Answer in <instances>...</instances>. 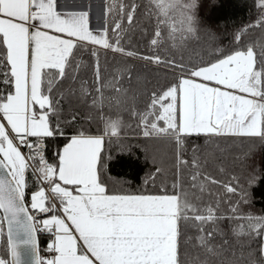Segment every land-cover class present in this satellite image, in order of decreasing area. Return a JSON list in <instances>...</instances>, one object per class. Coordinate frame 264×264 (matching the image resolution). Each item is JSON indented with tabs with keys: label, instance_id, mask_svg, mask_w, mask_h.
I'll return each instance as SVG.
<instances>
[{
	"label": "snow or ice",
	"instance_id": "obj_1",
	"mask_svg": "<svg viewBox=\"0 0 264 264\" xmlns=\"http://www.w3.org/2000/svg\"><path fill=\"white\" fill-rule=\"evenodd\" d=\"M200 7V0H106L94 30L88 10H67L60 0H0V221L8 222L11 254L0 264H31L22 257L36 250L38 224L52 234V255L36 264H264V215L240 210L257 173L223 183L209 169L218 138L264 143V39L243 40L247 29H264V0L260 18L234 35L235 47L217 48L207 61L189 52ZM141 15L153 25L151 56L124 47L146 32ZM88 45L149 61L173 81L147 92L127 64L104 76ZM84 49L95 58L91 82L79 75ZM138 93L147 94L143 107ZM105 105L127 111L138 135L173 147L170 162L152 157L134 191L117 190L127 182L109 175L107 149L126 125ZM81 119L98 121L95 131Z\"/></svg>",
	"mask_w": 264,
	"mask_h": 264
},
{
	"label": "trees",
	"instance_id": "obj_2",
	"mask_svg": "<svg viewBox=\"0 0 264 264\" xmlns=\"http://www.w3.org/2000/svg\"><path fill=\"white\" fill-rule=\"evenodd\" d=\"M143 2V0H141ZM199 9L201 27L196 37L189 41L190 49L194 58L203 57L205 61L212 58L211 53L222 48L227 51L235 47L233 37L237 32L247 29V26L253 24L260 18L261 12L258 7V0H200ZM141 25L146 28V32L141 34L139 30L132 35L131 42H124V47L130 51H137L141 55L151 56L154 54L149 45L153 25L141 15ZM264 39V29L252 28L243 32L245 43ZM95 47L99 52V63L102 74L110 76L113 68L117 65L127 64L133 70V77L139 75L146 84L147 92L154 88L166 86L173 81V76L165 69L157 70L156 65L138 57H127L120 53L88 45V48ZM160 55H167V50L162 49ZM198 54V56H197ZM78 62L83 66L79 70V75L89 82L94 80L93 67L95 58L91 56L87 49L81 50L78 56ZM109 91H105L108 95ZM147 94H137L136 103L139 107L147 102ZM130 103V102H129ZM81 112L87 109L81 107ZM104 111L112 116L122 117L125 127L122 129L120 141L114 142L107 150L111 155L109 161V175L113 180L127 182L124 185L116 184L115 188L119 190L122 186L127 190H136L140 187L145 173L153 167L152 157L162 158L170 162L172 158L173 147L165 140H151L138 135L139 129L135 126L127 111H124L115 105L109 109L105 105ZM98 121H89L81 119L86 127L94 132ZM204 137L199 138V143H204ZM219 148L212 145L213 157L209 164L212 174L223 183H228L231 176L236 175L244 183L246 178L252 173H257V182L248 188L249 199L246 204L240 205V210L244 213L253 215H264V143L258 139L254 147H251L247 139L241 138H218ZM63 139L57 141V144L63 145ZM247 159L244 153L249 152ZM55 149L50 146L48 155L51 158ZM222 169V170H221ZM30 172L26 174V179L31 186L33 179H30ZM168 182L171 183V173L168 176ZM130 185V188H129ZM212 191L219 193L221 197L226 195L223 187L213 185ZM230 195V194H227ZM215 199V197H213ZM235 200V197H232ZM28 203V199L26 200ZM222 210L227 207L222 205ZM31 211V210H30ZM41 217L44 214L39 213ZM51 234L39 235L40 253L47 248L51 242ZM0 258H7V246L4 229L0 221Z\"/></svg>",
	"mask_w": 264,
	"mask_h": 264
},
{
	"label": "crops",
	"instance_id": "obj_3",
	"mask_svg": "<svg viewBox=\"0 0 264 264\" xmlns=\"http://www.w3.org/2000/svg\"><path fill=\"white\" fill-rule=\"evenodd\" d=\"M67 10H88L90 12L92 27L97 30L102 25V16L106 0H60ZM102 48L101 46H97Z\"/></svg>",
	"mask_w": 264,
	"mask_h": 264
},
{
	"label": "water",
	"instance_id": "obj_4",
	"mask_svg": "<svg viewBox=\"0 0 264 264\" xmlns=\"http://www.w3.org/2000/svg\"><path fill=\"white\" fill-rule=\"evenodd\" d=\"M26 207H27V203H26ZM0 215H2V213H0ZM1 222H2L3 229H4L6 246H7V259L9 261H11L10 247H9V242H8V222H7V220H3ZM34 235H35V239H36V250H35V252L32 253L31 257H28V258L22 257V260L23 259H29L31 261V264H36V259L40 258L39 237H38L37 232H35ZM13 240H15V234H13ZM22 247L23 246H21V248Z\"/></svg>",
	"mask_w": 264,
	"mask_h": 264
},
{
	"label": "built area",
	"instance_id": "obj_5",
	"mask_svg": "<svg viewBox=\"0 0 264 264\" xmlns=\"http://www.w3.org/2000/svg\"><path fill=\"white\" fill-rule=\"evenodd\" d=\"M36 216H37V220L41 219L42 217L39 215V213H36ZM37 228H38V231H37V234L38 235H43V234H51L49 232H47L46 230H39L40 228H42V225H37ZM52 235V234H51ZM51 253L46 249H44V251L40 254V258H51Z\"/></svg>",
	"mask_w": 264,
	"mask_h": 264
},
{
	"label": "rangeland",
	"instance_id": "obj_6",
	"mask_svg": "<svg viewBox=\"0 0 264 264\" xmlns=\"http://www.w3.org/2000/svg\"><path fill=\"white\" fill-rule=\"evenodd\" d=\"M28 203H30V194H29V198H28ZM46 218V217H45ZM51 243V242H50Z\"/></svg>",
	"mask_w": 264,
	"mask_h": 264
}]
</instances>
